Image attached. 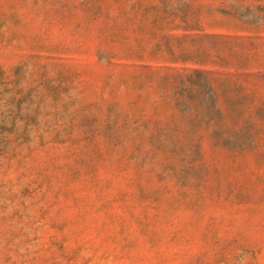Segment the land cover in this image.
<instances>
[{
  "label": "rangeland",
  "instance_id": "1",
  "mask_svg": "<svg viewBox=\"0 0 264 264\" xmlns=\"http://www.w3.org/2000/svg\"><path fill=\"white\" fill-rule=\"evenodd\" d=\"M0 264H264V0H0Z\"/></svg>",
  "mask_w": 264,
  "mask_h": 264
}]
</instances>
